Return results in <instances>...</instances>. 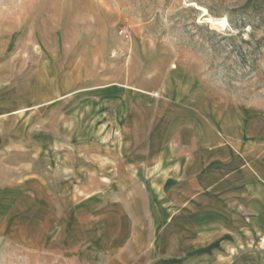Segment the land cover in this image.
<instances>
[{
    "label": "rangeland",
    "instance_id": "rangeland-1",
    "mask_svg": "<svg viewBox=\"0 0 264 264\" xmlns=\"http://www.w3.org/2000/svg\"><path fill=\"white\" fill-rule=\"evenodd\" d=\"M0 69V264H176L93 200L97 88L193 74L264 108V0H0Z\"/></svg>",
    "mask_w": 264,
    "mask_h": 264
},
{
    "label": "crops",
    "instance_id": "crops-1",
    "mask_svg": "<svg viewBox=\"0 0 264 264\" xmlns=\"http://www.w3.org/2000/svg\"><path fill=\"white\" fill-rule=\"evenodd\" d=\"M97 89L101 143L83 173L102 191L95 203L118 213V233L122 213L140 210L150 258L264 264V108L217 96L193 74L166 76L156 96Z\"/></svg>",
    "mask_w": 264,
    "mask_h": 264
},
{
    "label": "bare ground",
    "instance_id": "bare-ground-1",
    "mask_svg": "<svg viewBox=\"0 0 264 264\" xmlns=\"http://www.w3.org/2000/svg\"><path fill=\"white\" fill-rule=\"evenodd\" d=\"M204 12V15H206V10H202ZM203 18V17H202ZM209 22H213V20L211 19H208ZM218 23L222 24V25H226V20H220V21H217ZM155 96V95H154Z\"/></svg>",
    "mask_w": 264,
    "mask_h": 264
}]
</instances>
